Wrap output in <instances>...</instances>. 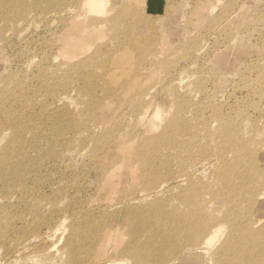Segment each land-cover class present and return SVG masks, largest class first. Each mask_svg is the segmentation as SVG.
Here are the masks:
<instances>
[{
	"label": "rangeland",
	"instance_id": "1",
	"mask_svg": "<svg viewBox=\"0 0 264 264\" xmlns=\"http://www.w3.org/2000/svg\"><path fill=\"white\" fill-rule=\"evenodd\" d=\"M100 1L95 12L79 0H15L18 9L10 4L3 10L11 18L0 21V151L10 142L16 153L22 151V159L27 156L24 182L30 184L17 183L16 191L11 187L6 192L0 184V194L7 195H0V264H65V243L74 241L79 253L86 252L110 220L100 206L114 204L119 196H139L147 190L146 179L152 185L166 181V193L138 202L149 207L138 208L132 217L123 205L112 209L114 226L120 229L104 252L106 258H96L97 264L113 262L132 227L139 222L136 232L141 234V225L155 210L160 233L182 226L195 208L197 225L221 230L217 247L230 231L223 222L248 227L250 212L249 228L264 227V195L256 197L264 194V177L248 167L256 159L264 170V0ZM111 19H117L118 30ZM88 136L91 140L84 139ZM76 137L84 139L85 152L80 153ZM147 139L155 140L160 150L157 170L162 176L156 181L143 172L141 163L154 164L153 156L137 154ZM96 140L105 146L95 150ZM69 144L75 148L68 150ZM241 147H247L245 155H240ZM115 157L118 170L101 176L99 166L111 165ZM218 157L226 162L200 169ZM197 167L196 189L175 188V176ZM107 191L112 193L107 196ZM46 233L56 234L43 242ZM150 233L141 240L153 236ZM239 233L247 237V230Z\"/></svg>",
	"mask_w": 264,
	"mask_h": 264
},
{
	"label": "bare ground",
	"instance_id": "2",
	"mask_svg": "<svg viewBox=\"0 0 264 264\" xmlns=\"http://www.w3.org/2000/svg\"><path fill=\"white\" fill-rule=\"evenodd\" d=\"M80 1H84L85 4L87 5L86 6V10L89 11V12H95L97 9H100L101 8V1L100 0H79ZM20 2V1H18ZM78 2V3H79ZM15 0H0V21L2 22H6L8 21L9 19L8 18H11L9 16L11 15H8V13L3 14L5 11V7H7V5H14L13 7H16V4L15 5ZM22 3V2H21ZM84 4V3H83ZM88 4H90L88 6ZM19 6V5H18ZM11 7V6H10ZM12 7V8H13ZM17 8V7H16ZM85 7H83L82 9H84ZM14 9V8H13ZM18 9V8H17ZM17 9H15L17 11ZM11 10V9H10ZM20 10V9H19ZM12 14V12H10ZM9 13V14H10ZM20 13V12H19ZM99 14H102L99 13ZM5 15L4 18H2V16ZM13 15V14H12ZM14 16V15H13ZM112 20V23L115 22L114 24V28L115 26L117 25V19H111ZM120 28V27H118ZM117 26L115 28V30L117 29ZM132 44V43H130ZM133 46V44L131 45ZM150 104H146L144 105V109L142 112H138V116L139 118L142 117L144 114H145V111L146 109L149 107ZM158 110L156 109L155 110V113L154 115L155 116H158ZM151 114V113H149ZM149 114L146 115L145 118H147V116H149ZM143 125V123H142ZM88 127V126H87ZM92 127L91 131L92 130H96V125H93L91 126L89 124V128ZM88 130V129H87ZM143 132H145L143 130ZM16 135H18L17 133H15ZM146 134V133H145ZM144 133H143V136H146ZM148 136V135H147ZM78 138V137H76ZM74 138V139H76ZM81 138V137H79ZM78 138V139H79ZM150 138V137H149ZM85 140H91L89 138V136L87 138H84ZM80 140L79 143L77 142L78 145V148L80 146V153L82 152H85L86 150V146L83 144V140ZM227 140V138H226ZM142 141V140H141ZM148 141V144L146 145H139L141 146L139 148V151L137 154H139L138 158H141V157H144V155L146 154H149V156H153V161H154V164H150L148 163V165L146 166V163L145 161L141 160V163H142V170L143 172L146 174L147 172V175L149 176V178L151 180H158L162 175L160 174L159 170H157V167L161 165V162H159V159H158V154L160 152L159 148H158V144L156 143L155 140L153 139H147ZM7 142V141H6ZM149 142H151V145L149 144ZM228 142V141H227ZM8 143V142H7ZM48 143V142H47ZM72 143V142H71ZM141 143V142H140ZM143 143V142H142ZM141 143V144H142ZM146 143V142H145ZM56 144V143H55ZM97 144V145H96ZM106 143H104L103 141H100V140H96L95 141V150L97 148H99L100 146L104 147ZM29 145V144H28ZM63 145V144H62ZM67 145V144H66ZM150 145V146H148ZM31 146V145H30ZM57 146V145H55ZM74 146V144H73ZM72 144H69V146H67L68 150L73 147ZM247 146V145H246ZM36 147V146H35ZM63 147V146H62ZM25 148V147H24ZM31 148V147H30ZM34 148V147H32ZM58 148V147H57ZM75 148V147H73ZM77 148V147H76ZM242 148V147H241ZM246 149L247 147H243L242 150L240 149V155H245L243 153V149ZM17 149V148H16ZM26 149V148H25ZM36 149V148H35ZM39 149V148H38ZM236 148H233V150H235ZM24 150V149H23ZM40 150V149H39ZM147 150V152H145ZM238 150V149H237ZM235 150V151H237ZM25 151V150H24ZM58 151V150H57ZM72 150H70L71 152ZM0 184H3L2 187L6 191H8L11 187L14 188L16 187H13L14 184H17V186L19 185H23L24 183H28L30 184V182H24L25 180V173L23 171V167L25 166L24 165V159H26L27 156L24 157V159H22L23 157V154H22V151H18V153H16V150L12 147V145H10V142L9 144L5 145L3 148H1V151H0ZM55 152V151H54ZM77 152V151H76ZM27 153V152H24V154ZM64 153V152H63ZM66 153V152H65ZM79 153V152H78ZM78 153H75L77 155H80ZM36 154H37V151H36ZM39 154V153H38ZM48 154V153H47ZM56 154V153H55ZM58 154V153H57ZM255 154V153H254ZM253 154V155H254ZM42 155H44L42 153ZM67 155V153H66ZM236 155V154H235ZM239 155V154H238ZM239 155V156H240ZM54 156V155H53ZM52 156V157H53ZM60 156V155H59ZM69 156V155H68ZM84 156V155H83ZM107 155H105L106 157ZM239 156H234L239 158ZM257 157V155H255ZM35 157V156H34ZM39 157V156H38ZM62 157L64 158H67L64 156V154L62 155ZM80 158V156H78ZM82 157V156H81ZM244 157V156H243ZM76 158V157H75ZM235 158V159H237ZM241 158V157H240ZM252 158V157H251ZM32 159V158H31ZM53 159V158H51ZM60 159V158H59ZM29 160V159H28ZM27 160V161H28ZM37 160V159H36ZM61 161L62 158L60 159ZM66 161L68 160L65 159ZM242 160V159H241ZM239 159V161H241ZM254 160V159H253ZM26 161V163H27ZM30 161V160H29ZM32 161V160H31ZM51 161V160H50ZM53 161V160H52ZM51 161V162H52ZM95 161V167H96V159H94ZM217 161H220V162H226L225 159L223 158H210L209 160H207L206 162L202 163L201 164V168H208V167H212L216 164ZM38 162V161H37ZM50 162V163H51ZM118 162H119V159L118 158H113L112 160V164L111 165H103L101 164L99 166V169H97V172L99 174H101V176L103 177H107L109 174L108 173H113L116 171V169L118 170ZM256 159L253 163H251L248 167H249V170L251 169V171L253 170L255 172V176L257 177H264V170L260 169L259 168V165H257L256 163ZM32 163V162H31ZM55 163V162H53ZM52 163V164H53ZM58 163V162H57ZM77 163V162H75ZM34 164V163H33ZM60 164V163H59ZM165 164V163H164ZM63 165L65 166V164L63 163ZM69 165V164H68ZM67 165V166H68ZM71 165H75V164H71ZM163 165V164H162ZM29 166V165H28ZM37 166V165H36ZM35 166V167H36ZM39 166V165H38ZM37 166V167H38ZM61 166V165H60ZM200 166V165H199ZM40 167V166H39ZM38 167V168H39ZM59 168V166H57ZM63 167V166H62ZM69 167V166H68ZM71 167V166H70ZM73 167V166H72ZM98 167V166H97ZM25 168V167H24ZM29 168H31V166H29ZM54 168V167H53ZM61 168V167H60ZM66 168V166L64 167ZM63 168V169H64ZM34 169V168H33ZM37 169V168H36ZM40 169V168H39ZM62 169V168H61ZM69 168H67L66 170H68ZM72 169V168H71ZM30 170V169H29ZM28 170V172H29ZM42 170V168L40 169ZM39 170V171H40ZM53 170V169H52ZM56 170V168L54 169V171ZM60 170V169H59ZM140 170V171H142ZM37 171V170H36ZM57 171V170H56ZM65 170H62L61 172H63ZM199 171V167H197L196 169H193L191 172H188L187 174H182V175H177L173 178V183L175 185V188H181V187H184V186H187L189 185L188 189L192 192L195 188L194 186V179H195V175L196 173ZM250 171V172H251ZM34 172V171H33ZM72 172V171H70ZM142 172V173H143ZM69 173V172H68ZM34 174V173H33ZM74 174V172H73ZM254 174V173H253ZM30 175V174H29ZM38 175V173H37ZM57 175V174H56ZM61 175V174H59ZM65 175V173L63 174ZM71 175V174H70ZM69 175V176H70ZM79 175V174H76V176ZM32 176V174H31ZM81 177V175H79ZM87 176V175H86ZM85 176V177H86ZM60 177V176H59ZM63 177V176H62ZM66 177V176H65ZM71 177V176H70ZM73 177V175H72ZM78 177V176H77ZM29 178V177H28ZM27 178V179H28ZM68 178V177H66ZM79 178V177H78ZM166 178H169V177H166ZM26 179V180H27ZM40 179V178H39ZM57 179V178H56ZM55 179V180H56ZM59 179V178H58ZM80 179V178H79ZM31 180V179H30ZM101 180V179H100ZM29 181V180H28ZM54 181V180H52ZM74 181H76V178L74 179ZM34 182V179L33 181ZM57 182V181H56ZM59 182V181H58ZM80 182V180L77 181V183ZM38 183V181H37ZM40 183V182H39ZM38 183V184H39ZM75 183V182H74ZM82 183V182H80ZM167 182L166 181H161V182H158L154 185H152V182L148 179H146V181L143 183V186L147 189L145 191H142L140 192V195L139 196H135V195H130L128 196L127 198H122L121 196L117 197L116 199H114V204L112 205H101L100 207H102V213L108 217L107 219H110L108 222H113L115 221V215L114 210H116V208L118 209L119 208V205L120 206H124L128 209L129 213L132 217V215L137 211L138 208H146V207H149L148 205H145L144 207H139V204L137 205L138 202H141V204H143V202H147L149 200V198L153 195L155 197H158L159 195L161 194H165L167 189H168V186L166 184ZM37 184H35L36 186ZM46 185V184H45ZM55 185V183H54ZM53 185V186H54ZM83 185V184H82ZM44 186V185H43ZM48 186V185H47ZM52 186V185H51ZM50 186V187H51ZM76 186H80V185H76ZM85 186V185H83ZM82 186V187H83ZM100 186V185H99ZM98 186V187H99ZM21 187V186H20ZM19 187V189L21 190V188ZM24 187H27L26 185ZM39 187V186H38ZM37 187V188H38ZM49 187V186H48ZM58 187V186H57ZM56 187V188H57ZM81 187V188H82ZM87 187V185L85 186V188ZM36 188V189H37ZM41 188V187H40ZM53 188V187H51ZM60 188V187H59ZM84 188V187H83ZM17 189V187H16ZM18 189V190H19ZM25 189V188H24ZM44 189V188H42ZM70 189V188H69ZM73 189V188H72ZM75 189V188H74ZM79 189V188H78ZM264 189V188H263ZM19 190V191H20ZM26 190V189H25ZM40 190V189H39ZM52 190V189H51ZM57 190V189H56ZM61 191V188L59 189ZM65 190V189H64ZM68 189H66V193L68 192L67 191ZM71 190V189H70ZM76 190V189H75ZM81 189H79L80 191ZM86 190V189H84ZM82 190V192L84 191ZM2 191L4 192V190L2 189ZM11 191V190H10ZM16 191V190H14ZM13 191V193H14ZM23 191V189L21 190V192ZM27 191V190H26ZM24 191V192H26ZM38 191V190H36ZM45 191V189H44ZM19 192V193H21ZM28 192V191H27ZM78 192V191H77ZM76 192V193H77ZM2 193V192H1ZM8 193V192H7ZM12 193V192H11ZM18 193V192H17ZM15 193V194H17ZM38 193V192H37ZM44 193V192H43ZM53 193V192H52ZM55 194H59L54 192ZM61 193V192H60ZM62 193H65L64 191ZM85 193V192H84ZM89 193V192H88ZM91 193V192H90ZM89 193V194H90ZM112 191H107L105 194L108 196L109 194H111ZM36 194V193H35ZM71 194V193H70ZM79 194V193H78ZM255 194V193H254ZM258 194V193H257ZM255 194V195H257ZM2 195L3 198H5V196H7L6 194L2 193L0 194ZM24 195V194H22ZM41 195V193L39 194ZM38 195V196H39ZM74 195V194H72ZM77 195V194H75ZM83 195V194H82ZM264 194L263 193H260L258 194L256 197H258V200H260L262 198ZM13 196V194H12ZM18 196V195H17ZM46 196V195H44ZM53 196V195H51ZM56 196V195H55ZM58 196V195H57ZM56 196V197H57ZM61 196V194H60ZM64 196V195H63ZM86 196V194H85ZM87 196H90L87 194ZM94 196V195H93ZM217 196V195H216ZM253 196V197H252ZM251 198L252 200H254L253 198L255 197L254 195H252ZM10 197V196H9ZM15 197V196H14ZM20 197V195H19ZM48 197V195H47ZM62 197V196H61ZM76 197H79L78 195ZM81 197V196H80ZM84 197V196H83ZM102 197V196H101ZM100 197V198H101ZM255 197V198H256ZM13 198V197H11ZM41 198V196H40ZM60 198V197H59ZM73 198V197H72ZM89 198H93V197H89ZM89 198H85V201ZM8 199V198H7ZM18 199V198H17ZM76 199V198H75ZM81 199V198H80ZM2 200V199H1ZM23 200V199H22ZM39 200V199H37ZM36 200V201H37ZM45 200V198L43 199ZM56 200V198H55ZM54 200V202H55ZM58 200V199H57ZM71 200V199H70ZM91 200V199H90ZM108 201L111 199H107ZM42 201V200H41ZM68 201V199H67ZM82 201V199H81ZM84 201V200H83ZM257 201V200H256ZM17 202V200H16ZM20 202V201H19ZM38 202V201H37ZM45 202V201H44ZM71 202V201H69ZM78 202V201H77ZM87 202V201H86ZM254 203V201H252ZM18 203V202H17ZM49 204H51L50 202H47ZM72 203V202H71ZM84 203V202H83ZM90 203V202H89ZM37 204V203H35ZM34 204V205H35ZM54 204V203H53ZM102 204V203H101ZM140 204V205H141ZM40 205V203H39ZM55 205H58V204H55ZM89 205V204H88ZM87 205V206H88ZM137 205V206H135ZM36 206V205H35ZM42 206V205H41ZM51 207V205H49ZM54 206V205H53ZM80 206V205H79ZM78 206V208H79ZM82 206V204H81ZM86 206V207H87ZM39 207V206H37ZM55 207V206H54ZM84 207V206H82ZM100 207H96V209H99L100 210ZM41 208V207H39ZM43 208V207H42ZM66 208V206L64 207ZM68 208V207H67ZM71 208V207H70ZM92 209V206L89 207ZM95 208V207H93ZM111 210H110V209ZM113 208H115L114 210H112ZM5 209V208H4ZM3 209V210H4ZM109 209V210H108ZM33 210V208H32ZM31 210V211H32ZM38 210V209H37ZM58 210V209H57ZM66 209H64L65 211ZM71 210V209H69ZM82 210V209H80ZM78 210V211H80ZM89 210V209H88ZM86 209V211H88ZM2 211V209H1ZM6 211V210H5ZM36 212V210H34ZM40 211V210H39ZM94 211V210H93ZM133 211V212H132ZM135 211V212H134ZM3 212V211H2ZM33 212V211H32ZM38 212V211H37ZM68 212V211H67ZM66 212V213H67ZM71 212V211H69ZM73 212V210H72ZM76 212V211H74ZM73 212V213H74ZM81 212V211H80ZM100 212V211H99ZM116 212V211H115ZM123 212V211H122ZM197 210L195 208H192L190 212H188L185 217H184V224L182 226H176V222L175 221H171V224L174 226H176L173 231H170V230H163L161 231L160 233H158V230L160 229V225H159V221L155 222V218L158 216V210H155V211H152V213L148 215V222L145 221L142 225H141V234H137L136 232V229L137 227L139 226V222L137 223V226L134 228L132 227L133 229L132 232L128 235L129 237V241L127 239V243L125 245L122 246V248H116V257H114V260L113 262H110L109 260H107V262L109 264H115L114 262H121L123 261L122 263H119V264H125V262L127 261L128 264H264V227H261V228H258V229H253V228H249L250 225H252V221L250 219V212H248L247 214V219L249 221V224H248V227H245L243 225H237V227L235 228L234 227V223H230V222H223V225L226 226V227H230V231L228 232L227 236L220 242V245L217 247L215 242L216 240L219 238L218 235L220 234L221 230L219 228H214L213 227H210L208 229H206V224H201V225H197L195 222H194V217H195V214H196ZM56 213V212H55ZM89 213V212H88ZM95 213V212H94ZM62 214V213H61ZM70 214V213H69ZM80 214V213H79ZM83 214V213H82ZM81 214V215H82ZM85 214V213H84ZM97 214V213H96ZM120 214V213H119ZM54 216L56 214H53ZM86 215V214H85ZM84 215V216H85ZM89 215V214H88ZM87 215V216H88ZM91 215V214H90ZM136 215V213H135ZM153 215V216H152ZM237 215H238V212L234 211L233 212V217L234 219H237ZM52 216V215H51ZM57 216V215H56ZM66 216V215H65ZM71 216V214H70ZM93 215H91L92 217ZM98 216V215H96ZM94 215V217H96ZM99 216H102L99 215ZM125 216V215H124ZM128 216V217H129ZM161 216V214H160ZM254 216V215H253ZM50 217V216H49ZM86 217V216H85ZM90 217V218H91ZM103 217V216H102ZM52 218V217H50ZM75 218V217H73ZM97 218V217H96ZM105 218V217H103ZM126 218V216H125ZM49 219V218H47ZM84 219V218H83ZM86 219V218H85ZM93 219V217H92ZM121 219H124V218H121ZM128 219V218H127ZM175 219V218H173ZM99 220V218H98ZM98 220L96 222H98ZM136 220V218L134 219ZM138 220V218H137ZM140 220V218H139ZM138 220V221H139ZM72 221H76L75 219L72 220ZM93 221V220H92ZM128 221V220H127ZM126 221V222H127ZM24 222V221H23ZM71 222V221H70ZM71 223V224H74ZM87 222V221H86ZM101 222V221H100ZM105 223V227L103 230H102V234L100 236H98L97 238V241L95 244H93V242H89L88 244V249L86 252H80L82 253V255L79 253V243L76 244V241H74V243L70 242V243H65V246H66V250L68 251V258L66 259L65 261V264H97L96 263V258L97 260H101V258H106V255H107V252L104 253L107 249H109L108 245L110 244V240L112 239V237L118 232V229L119 228V224L118 226H114L116 225V223ZM125 222V219L124 221ZM121 222V223H123ZM125 222V223H126ZM130 222V221H128ZM127 222V224H128ZM45 223V222H44ZM120 223V224H121ZM124 223V224H125ZM70 224V225H71ZM76 224H78L76 222ZM74 224V225H76ZM85 224V223H84ZM96 224V223H95ZM69 225V224H68ZM69 225V226H70ZM91 225V224H90ZM94 225V224H93ZM123 225V224H122ZM130 225L132 226V224L130 223ZM128 226V225H127ZM73 227V225L71 226ZM81 227V226H78V228ZM50 228V227H49ZM49 228H47L46 230H48ZM67 228V227H66ZM121 228H124V227H121ZM127 228V227H126ZM75 229V228H74ZM77 229V228H76ZM128 229V228H127ZM126 229V231H127ZM32 231V229H30ZM38 230V229H37ZM36 230V231H37ZM70 231V229H68ZM83 230V229H81ZM247 230V237H243L239 232H244ZM35 232V230H33ZM58 231V230H57ZM75 232L76 231H80V230H74ZM129 231H130V228H129ZM128 231V232H129ZM148 232H151L150 234L153 235L151 237L147 236V239H142L141 240V237L144 236L146 233ZM85 233V232H84ZM55 234L56 233H46L42 239L43 242H48L49 240L53 239L55 237ZM148 234V235H150ZM34 235V234H33ZM36 235V234H35ZM73 235V234H72ZM77 235V234H76ZM94 235V234H93ZM125 235H127V233H125ZM32 236V235H31ZM78 236V235H77ZM68 238V237H67ZM66 238V240H67ZM70 238V237H69ZM95 238V237H94ZM74 239H75V236H74ZM78 239V237L76 238ZM82 240V239H81ZM53 241V240H52ZM100 241V242H99ZM259 241V242H258ZM252 243V245H251ZM242 245V246H239V245ZM111 245V244H110ZM246 245V246H244ZM84 247V246H83ZM112 247V245H111ZM110 247V248H111ZM65 250V249H64ZM52 249H49V252H51ZM83 251V249H82ZM85 251V250H84ZM67 254V252H66ZM81 255V256H79ZM153 255L154 258H151V256ZM121 258V259H125V260H117L115 258ZM167 258V259H166ZM166 259V260H165ZM104 264V263H103Z\"/></svg>",
	"mask_w": 264,
	"mask_h": 264
}]
</instances>
